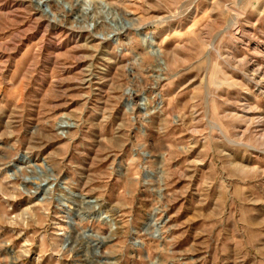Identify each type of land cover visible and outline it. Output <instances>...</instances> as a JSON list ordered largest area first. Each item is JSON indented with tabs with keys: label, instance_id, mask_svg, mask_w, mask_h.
<instances>
[{
	"label": "rangeland",
	"instance_id": "obj_1",
	"mask_svg": "<svg viewBox=\"0 0 264 264\" xmlns=\"http://www.w3.org/2000/svg\"><path fill=\"white\" fill-rule=\"evenodd\" d=\"M37 1L0 0V264H264V0Z\"/></svg>",
	"mask_w": 264,
	"mask_h": 264
},
{
	"label": "bare ground",
	"instance_id": "obj_2",
	"mask_svg": "<svg viewBox=\"0 0 264 264\" xmlns=\"http://www.w3.org/2000/svg\"><path fill=\"white\" fill-rule=\"evenodd\" d=\"M49 1L50 0H38L37 1V4H35V8L36 9H39L46 17H47V19L49 20V23H54V22H56V20H57V18H56V16H55V14H53L51 11L48 13V12H46V10L44 9V8H48L49 9V5H48V3H49ZM84 3H85V5L86 6H90L93 2H92V0H82ZM104 2V1H103ZM102 3V2H101ZM100 3V4H101ZM98 6V5H97ZM105 6V5H104ZM121 19V21H124L125 23H127L129 26L127 27L126 26V24L125 25H122V26H120V28H119V30L117 31L118 33L120 32V31H126V30H132V31H134V32H136L137 31V29L134 27L135 26V23L133 22V20H131V19H125L123 16L120 18ZM122 24V23H121ZM146 36L142 39L143 40V42H144V44L146 45V48H147V50H149L148 52H149V54L151 55V56H153L154 57V55H156V52L154 51H152L151 50V46L149 45V43L146 41ZM104 40H109V35H106L105 37H104ZM151 50V51H150ZM261 70V69H260ZM258 71V70H257ZM258 72H261V71H258ZM262 73V72H261ZM262 77H264V74H263V76ZM261 77V78H262ZM60 128L62 129V130H68L70 127H69V125H68V123L66 122V121H64V120H61L60 121ZM23 160L21 159V160H19V162L16 164V165H14V168H16V169H18V172H23V173H25V172H27V168H24V167H22V164H23ZM42 170V169H41ZM42 174V173H41ZM23 175V174H22ZM48 176V175H47ZM50 185V189H51V186H53L52 184H49ZM48 188V187H47ZM67 192L66 193H64L62 196H68V198L69 199H71V200H74V201H76L75 200V198H77V199H79V200H81V201H83L84 200V198H82L81 196H79V195H74V193L71 191V190H69V189H67L66 190ZM65 201H67V199H64ZM70 200V201H71ZM92 204V203H91ZM91 208L93 207L95 210H98L99 211V213L98 214H102V212L100 211L101 209H102V205H100V204H98V202H96V201H94V204H92V206L91 205H89ZM88 206V207H89ZM92 208V209H93ZM104 212V211H103ZM109 223H110V226H115L116 224L110 219L109 220ZM157 230H155V232H156ZM97 237V236H96ZM95 237V238H96ZM66 240H65V242L66 243H68V242H70V238H69V236H67L66 238H65ZM100 240H102V238H99ZM113 264V263H112Z\"/></svg>",
	"mask_w": 264,
	"mask_h": 264
}]
</instances>
